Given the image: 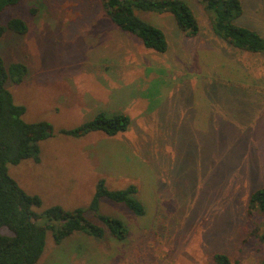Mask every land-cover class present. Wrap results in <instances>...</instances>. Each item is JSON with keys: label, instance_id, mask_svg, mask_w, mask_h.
Here are the masks:
<instances>
[{"label": "rangeland", "instance_id": "obj_1", "mask_svg": "<svg viewBox=\"0 0 264 264\" xmlns=\"http://www.w3.org/2000/svg\"><path fill=\"white\" fill-rule=\"evenodd\" d=\"M182 1L197 19L195 35L171 13L136 11L162 29L164 53L117 27L100 0H22L0 13V24L18 18L26 26L0 39L5 67H26L23 80H8L6 88L25 106L24 120L54 129L39 143L40 161L7 164L9 175L40 198L37 212L86 208L100 178L110 190L136 185L145 209L136 215L102 198L98 212L126 225L124 240L76 232L56 243L47 230L34 264H215L216 254L231 264H259L264 258L253 235L264 220L256 207L252 214L247 209L250 194L264 185V54L232 49L214 35L201 3ZM239 1L235 22L264 37V0ZM99 111L125 114L130 124L109 136L59 131ZM86 216L99 223L92 212Z\"/></svg>", "mask_w": 264, "mask_h": 264}, {"label": "trees", "instance_id": "obj_2", "mask_svg": "<svg viewBox=\"0 0 264 264\" xmlns=\"http://www.w3.org/2000/svg\"><path fill=\"white\" fill-rule=\"evenodd\" d=\"M22 0H0V13L8 6ZM111 21L120 29L138 36L142 44L153 51L164 53L167 41L161 28L144 22L136 11L171 13L176 23L188 35L198 33L199 25L189 5L182 0H100ZM206 13L211 14L214 35L234 50L251 54H264V37L254 29L237 24L242 13L239 0H197ZM7 29L24 32L22 20L12 18L0 24V39ZM26 67L21 63H11L7 68L0 54V264H34L41 256L46 231L49 230L56 243L76 232L101 238L106 232L116 240H124L128 235L126 225L113 216L98 212L102 198L125 205L136 215H143L145 209L137 200V187L129 184L124 189L110 190L104 179L95 184V190L86 208L65 210L52 206L37 212L41 200L37 195L26 193L9 175L7 164H17L26 158L39 160V143L53 135L54 129L47 121L27 122L23 119L25 106L14 102L6 88L10 80L19 83L23 80ZM245 88L254 89L252 86ZM243 89V88H242ZM130 124L127 115L116 113L112 116L98 112L91 119L74 129L59 131L74 137L91 131H101L115 135L125 131ZM257 208L264 220V185L255 189L249 196L247 209L252 214ZM92 212L99 223L87 218ZM264 227V226H263ZM5 228L6 231H2ZM253 235L264 253V228L255 226ZM215 264H231L229 256L216 254ZM259 264H264V258Z\"/></svg>", "mask_w": 264, "mask_h": 264}, {"label": "crops", "instance_id": "obj_3", "mask_svg": "<svg viewBox=\"0 0 264 264\" xmlns=\"http://www.w3.org/2000/svg\"><path fill=\"white\" fill-rule=\"evenodd\" d=\"M95 102V103H94ZM97 102L98 101H96V100H91L89 103H88V105L89 104H92V105H96L97 104ZM81 103H82V101H81ZM100 112V111H99ZM107 135V134H106ZM109 136V135H108ZM40 161V157H39V160L38 161H36V162H39ZM82 170H84V168H81ZM90 170V172H92L93 170H92V168H90L89 169ZM89 170H88V173H89ZM86 172V171H85Z\"/></svg>", "mask_w": 264, "mask_h": 264}]
</instances>
